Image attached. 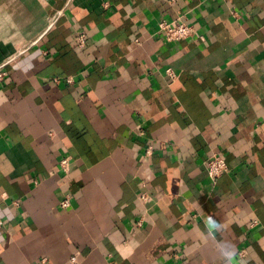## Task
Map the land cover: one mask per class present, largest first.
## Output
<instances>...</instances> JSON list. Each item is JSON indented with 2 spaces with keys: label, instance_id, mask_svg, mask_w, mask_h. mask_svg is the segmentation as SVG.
Listing matches in <instances>:
<instances>
[{
  "label": "crops",
  "instance_id": "1",
  "mask_svg": "<svg viewBox=\"0 0 264 264\" xmlns=\"http://www.w3.org/2000/svg\"><path fill=\"white\" fill-rule=\"evenodd\" d=\"M12 58L0 264H264V0H0Z\"/></svg>",
  "mask_w": 264,
  "mask_h": 264
},
{
  "label": "built area",
  "instance_id": "2",
  "mask_svg": "<svg viewBox=\"0 0 264 264\" xmlns=\"http://www.w3.org/2000/svg\"><path fill=\"white\" fill-rule=\"evenodd\" d=\"M157 33L160 34L166 41L168 42H178L185 39H188L194 34V27L191 25L185 16L179 17L175 20L163 19L160 21L157 27ZM77 44L80 47H84L86 45V36L85 34H79L77 37ZM14 58L8 59L0 64V82L4 81L7 76L6 67L9 66L13 62ZM168 75L171 79H175L177 75L174 73L172 69H167ZM69 82H72L69 80ZM152 147H149L147 153L151 155ZM70 159L68 157L63 158L60 162L61 171L64 173L70 172ZM228 164L226 159L221 155H213L207 161V173L208 176L215 185L219 177H221L224 173L228 171ZM144 200H147L148 197L146 194L142 195ZM70 205L69 199H65L62 203L64 208H68ZM77 254L73 257V261L77 262Z\"/></svg>",
  "mask_w": 264,
  "mask_h": 264
}]
</instances>
